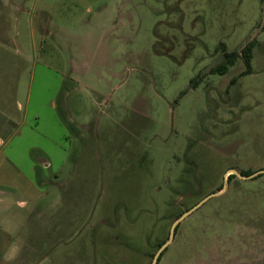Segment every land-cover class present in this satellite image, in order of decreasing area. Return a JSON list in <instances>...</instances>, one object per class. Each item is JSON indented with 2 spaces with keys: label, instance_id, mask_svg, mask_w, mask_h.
Returning <instances> with one entry per match:
<instances>
[{
  "label": "rangeland",
  "instance_id": "1",
  "mask_svg": "<svg viewBox=\"0 0 264 264\" xmlns=\"http://www.w3.org/2000/svg\"><path fill=\"white\" fill-rule=\"evenodd\" d=\"M263 21L260 0H0V264H150L218 191L157 264H264V173L228 180L264 168ZM252 40L250 73H210Z\"/></svg>",
  "mask_w": 264,
  "mask_h": 264
},
{
  "label": "crops",
  "instance_id": "2",
  "mask_svg": "<svg viewBox=\"0 0 264 264\" xmlns=\"http://www.w3.org/2000/svg\"><path fill=\"white\" fill-rule=\"evenodd\" d=\"M2 49L7 51L5 48ZM7 68H10L9 62L7 63L6 60L0 61V144L4 142L3 136L11 132L16 133L19 127V112L16 108L19 105L16 100V78L13 70V77L10 79L7 76V73H9Z\"/></svg>",
  "mask_w": 264,
  "mask_h": 264
},
{
  "label": "trees",
  "instance_id": "3",
  "mask_svg": "<svg viewBox=\"0 0 264 264\" xmlns=\"http://www.w3.org/2000/svg\"><path fill=\"white\" fill-rule=\"evenodd\" d=\"M260 1L264 5V0H260ZM262 30H264V21H263V25H262ZM255 46H256V41L252 40L242 48L240 53L236 54L233 52L226 51L224 45L220 43L219 47H220V51H222V53H223V61L220 64H218L217 66H215L214 68H211L210 73L225 74L230 67L234 66L236 59H238V58L242 60L243 65H244V69L239 73L238 76H243V75L250 73L252 70V58H253L252 54H253V50H254ZM235 78H237V77H235ZM192 80H194V78ZM195 82H196V80H195ZM239 171L243 175H249L252 172H254V170H251V169H246V170L241 169ZM232 177H235V175L229 174L228 180H230ZM161 243H163V241ZM161 243H159L158 245H161ZM158 260H159V258H158Z\"/></svg>",
  "mask_w": 264,
  "mask_h": 264
},
{
  "label": "water",
  "instance_id": "4",
  "mask_svg": "<svg viewBox=\"0 0 264 264\" xmlns=\"http://www.w3.org/2000/svg\"><path fill=\"white\" fill-rule=\"evenodd\" d=\"M259 173H264V168H261V169H258L254 172H252L251 174L249 175H243L240 173L239 170L237 169H230V174H234L240 178H252L256 175H258ZM227 178H224V181H226ZM224 185L222 187L221 190L224 189ZM221 191H218V192H213V193H210L208 195H206L203 199H201L198 203H196L195 205H193L192 207H190L189 209H187L186 211H184L179 217H177L171 224L170 226V230H169V236H168V239L162 243L160 245V247L157 249V251L154 253L153 257H152V260L150 262V264H157V261H158V258L161 254V252L163 251V249L170 243L172 237H173V234H174V231H175V228L177 226V224L187 215L189 214L192 210H194L196 207H198L201 203H203L205 200H207L208 198H210L211 196H216V195H219Z\"/></svg>",
  "mask_w": 264,
  "mask_h": 264
},
{
  "label": "flooded vegetation",
  "instance_id": "5",
  "mask_svg": "<svg viewBox=\"0 0 264 264\" xmlns=\"http://www.w3.org/2000/svg\"><path fill=\"white\" fill-rule=\"evenodd\" d=\"M261 29H262V27H261ZM236 176V175H235ZM164 243V242H163ZM162 253V252H161Z\"/></svg>",
  "mask_w": 264,
  "mask_h": 264
}]
</instances>
